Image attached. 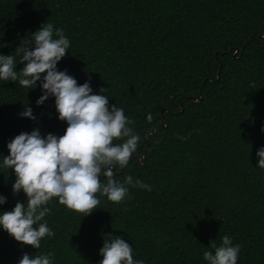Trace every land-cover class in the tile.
Returning <instances> with one entry per match:
<instances>
[{"label": "trees", "instance_id": "trees-1", "mask_svg": "<svg viewBox=\"0 0 264 264\" xmlns=\"http://www.w3.org/2000/svg\"><path fill=\"white\" fill-rule=\"evenodd\" d=\"M45 22L70 40L57 69L93 94L105 88L109 107L134 121L138 149L115 179L151 191L129 187L120 204L97 194L98 209L83 217L53 198L45 221L55 235L34 249L0 229V264L25 253L99 264L109 233L143 264H207L203 252L225 235L241 246L237 264H264V0H0V54L15 56ZM42 94L39 82L27 91L0 81V164L22 132L64 134L54 97L36 104ZM26 104L34 120L20 115ZM14 181L0 167V211L26 202Z\"/></svg>", "mask_w": 264, "mask_h": 264}, {"label": "clouds", "instance_id": "clouds-1", "mask_svg": "<svg viewBox=\"0 0 264 264\" xmlns=\"http://www.w3.org/2000/svg\"><path fill=\"white\" fill-rule=\"evenodd\" d=\"M69 47L70 40L63 30L45 22L30 39L16 47L15 56L0 54V81L18 82L27 91L39 82L43 94L36 104L54 97L57 118L67 125L59 137L52 133L42 137L39 130L18 134L7 144L8 155L3 156L0 164L15 175L13 194L23 192L26 198V202H17L11 211H0V229L19 244L34 249L41 247L45 237L55 235L45 221L51 211L47 205L53 198L83 217L98 209L97 194L120 204L126 197L131 198L129 187L151 191L150 185L133 180L130 175L123 182L115 179L114 168L128 165L141 137L130 127L134 121L125 115L123 108L115 104L109 107L105 88L99 90L100 94H93L89 82L78 84L66 70L57 69ZM17 64H23L19 71ZM20 115L35 119L27 104ZM256 155V167L264 169V147ZM102 176L106 182L101 181ZM6 201L0 195V205ZM106 237L99 250L102 256L99 264H143L134 260L132 246L125 239L111 233ZM209 246L214 251L203 252L207 264H237L241 246L233 245L231 237L225 235L219 246L215 240ZM52 255L25 253L18 264H53Z\"/></svg>", "mask_w": 264, "mask_h": 264}, {"label": "water", "instance_id": "water-1", "mask_svg": "<svg viewBox=\"0 0 264 264\" xmlns=\"http://www.w3.org/2000/svg\"><path fill=\"white\" fill-rule=\"evenodd\" d=\"M258 35H260V33H258ZM237 51H238V50L235 49V52H234V53H237ZM220 68H221V67H220ZM198 100H201V97H199ZM180 110L183 111V108L181 107ZM152 133H155V132H148V133H147V137H148L150 134H152ZM144 158H145L144 156L141 158V160H140L141 163L144 161ZM13 205H14V204H13ZM2 248H3V247H1L0 249H2Z\"/></svg>", "mask_w": 264, "mask_h": 264}]
</instances>
